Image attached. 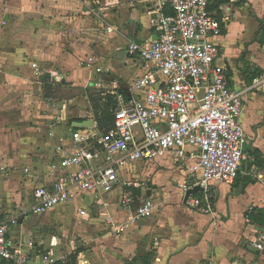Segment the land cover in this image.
Here are the masks:
<instances>
[{
  "label": "crops",
  "instance_id": "crops-1",
  "mask_svg": "<svg viewBox=\"0 0 264 264\" xmlns=\"http://www.w3.org/2000/svg\"><path fill=\"white\" fill-rule=\"evenodd\" d=\"M242 1L219 7L221 34L210 39L219 46L216 65L224 68L231 88L243 91L240 122L247 137L236 179L211 183L212 211L203 202L198 207L184 203L182 185L193 181L184 165L175 166L165 156L138 162L125 175L147 182V187L124 190H132L137 200L159 202L152 217L131 223L120 234L100 216L85 224L76 221L72 233L77 237L64 231L52 236L55 244L49 247L43 231L51 215L28 216L9 236L33 262L40 264L41 258L26 245L32 239L51 249L55 260L79 250L76 264H132L133 258L140 264L145 254L149 264H264V248L253 244L264 245V82L247 89L254 79H264V0ZM155 35L143 8L129 0H0V211L25 202L29 186L21 168L50 157V130H67L50 125L54 114L46 101L50 98L43 96L42 77L49 76L55 86L65 82L75 91L90 90L92 65L87 63L93 62L108 69L100 75L102 88H125L138 74L127 45ZM31 63L39 66V75ZM55 103L65 104L61 118L70 126L77 118L93 119L90 109L70 110L65 99ZM199 191L189 197L201 196ZM119 192L110 195L108 211L114 221L129 215L118 203Z\"/></svg>",
  "mask_w": 264,
  "mask_h": 264
},
{
  "label": "built area",
  "instance_id": "built-area-1",
  "mask_svg": "<svg viewBox=\"0 0 264 264\" xmlns=\"http://www.w3.org/2000/svg\"><path fill=\"white\" fill-rule=\"evenodd\" d=\"M129 2L143 8L156 35L127 45L131 67L138 70L129 85L101 93L113 99L110 129H75L61 118L65 104L51 105V127L67 130L60 134L50 130L54 139L50 157L21 168L29 186L25 202L0 211V259L10 264H36L9 236L12 227L31 215L70 208L78 220L102 217L116 234L139 219L152 217L159 202L150 197L137 200L132 190H124L146 187L145 181L125 175L132 164L165 156L175 166L184 165L193 181L183 184V191L199 186L201 193L189 197L188 203L198 207L203 202L209 212L211 183H232L238 175L247 144L240 122L243 91L231 88L224 68L216 65L219 46L210 39L221 34L222 23L208 10L210 0ZM87 64L92 65L90 87L101 89L100 75L107 67ZM31 67L35 75L41 73L36 63ZM263 82L256 78L247 89L259 88ZM189 160L192 164L187 167ZM117 190L120 207L129 211L122 221H114L108 211L110 195ZM53 240L49 247L55 244ZM253 244L258 250L264 248L257 241ZM26 245L40 256V264L55 261L51 249L41 243L29 240Z\"/></svg>",
  "mask_w": 264,
  "mask_h": 264
},
{
  "label": "trees",
  "instance_id": "trees-1",
  "mask_svg": "<svg viewBox=\"0 0 264 264\" xmlns=\"http://www.w3.org/2000/svg\"><path fill=\"white\" fill-rule=\"evenodd\" d=\"M243 1L242 0H211V4L208 6V10L210 13L220 20L221 11L220 6L223 4H234L240 5ZM44 88V97L47 98L50 96V91L52 89V84L49 81V76L44 75L41 80ZM77 91L81 92V94H85L87 96L88 102L91 107L92 117L96 123V128L99 131H106L112 127L113 124V117L111 113V105L113 103L112 96L107 94L103 96L101 93L102 91H90L88 89H78ZM76 120L81 121L82 118H77ZM249 216V215H248ZM251 219V216H249ZM79 250H74L71 252L66 258L62 260H55L51 264H76L77 262V255ZM149 257L148 254H145L139 260L141 261L140 264H149L147 258ZM138 258H133L132 264L136 263ZM0 264H10L7 260L0 259ZM131 264V263H127Z\"/></svg>",
  "mask_w": 264,
  "mask_h": 264
},
{
  "label": "rangeland",
  "instance_id": "rangeland-1",
  "mask_svg": "<svg viewBox=\"0 0 264 264\" xmlns=\"http://www.w3.org/2000/svg\"><path fill=\"white\" fill-rule=\"evenodd\" d=\"M95 1H98V0H95ZM101 23H104V22H101ZM53 83H55L54 80H53ZM59 83L56 86L54 84L52 85V89L50 91V96H49L50 99L46 100L48 103H50V105L54 104L55 101H57V100L65 99V100H67L66 104L68 105V108L70 110L80 108V109H83L84 111H88L90 109L89 111L91 112V107H90L89 102L87 101V96L81 94V92H79L77 90L76 91L73 90L72 87L70 86V84H68V83H65V82H61L62 84L61 83L59 84ZM90 90L96 91L93 88H91ZM105 90L106 89H104V88L97 89V91H105ZM73 97L75 98V100L70 101V99ZM77 104H81L80 107H76ZM84 104L88 105V106H84ZM136 180H139V179L137 178ZM145 186L147 187V182H146ZM64 212H66V213L68 212L67 214L70 217L67 216L68 218L66 219ZM43 215H49V216L51 215V217L49 218V220L46 224V226H48V227H46L43 231V238L48 239L47 240L48 244L51 241V239H53L52 236L60 237L61 235H63L64 231H65V234L71 233V236L77 237L76 233H72V232H74L73 231L75 228L74 224L77 223L76 221H80L81 224L82 223L85 224L88 221V220H77L76 218L73 219V214H72V211L70 210V208H63V211L56 209L52 212H49L48 214H43ZM80 222L78 224H80ZM41 230H43V229L39 228V231H41ZM61 238H63V237H61ZM32 240H35V239H32Z\"/></svg>",
  "mask_w": 264,
  "mask_h": 264
},
{
  "label": "water",
  "instance_id": "water-1",
  "mask_svg": "<svg viewBox=\"0 0 264 264\" xmlns=\"http://www.w3.org/2000/svg\"><path fill=\"white\" fill-rule=\"evenodd\" d=\"M71 126L73 128L83 129V128H87V127H94L95 122H94V119L88 118V119H83L81 121H72ZM198 190H200L199 186H194L193 188L187 189L184 193V198H183L184 203L187 202V199L189 198L190 194H192Z\"/></svg>",
  "mask_w": 264,
  "mask_h": 264
}]
</instances>
